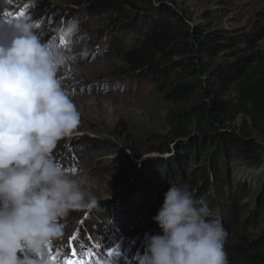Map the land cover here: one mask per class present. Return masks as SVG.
<instances>
[{
  "label": "trees",
  "instance_id": "trees-1",
  "mask_svg": "<svg viewBox=\"0 0 264 264\" xmlns=\"http://www.w3.org/2000/svg\"><path fill=\"white\" fill-rule=\"evenodd\" d=\"M244 2L225 0L198 18L166 0L27 5V11L34 7L28 14L40 24L42 39L74 57L60 66L111 61V76L147 90L168 107V134L129 146L124 158L131 181L118 221L127 229L134 214L128 237L138 245L145 234L160 232L152 217L174 182L187 185L222 220L230 264H264V15L245 27L221 25ZM72 19L78 32L67 40L60 32ZM79 142L102 156L114 147L87 135ZM77 216L78 222L84 219L83 212Z\"/></svg>",
  "mask_w": 264,
  "mask_h": 264
},
{
  "label": "clouds",
  "instance_id": "clouds-1",
  "mask_svg": "<svg viewBox=\"0 0 264 264\" xmlns=\"http://www.w3.org/2000/svg\"><path fill=\"white\" fill-rule=\"evenodd\" d=\"M39 29L30 18L14 20L11 40L0 43V264H51L61 221L98 204L84 177L52 156L80 114L57 78L74 57L44 41ZM77 32L72 19L60 35L72 40ZM152 220L160 232L145 234L136 264H230L222 220L187 185L171 183ZM22 250L31 256L22 259Z\"/></svg>",
  "mask_w": 264,
  "mask_h": 264
},
{
  "label": "rangeland",
  "instance_id": "rangeland-1",
  "mask_svg": "<svg viewBox=\"0 0 264 264\" xmlns=\"http://www.w3.org/2000/svg\"><path fill=\"white\" fill-rule=\"evenodd\" d=\"M49 1L56 4L69 2ZM166 1L189 10L198 18L204 11L221 6L219 4L225 0ZM244 1L243 5L232 8L223 17L222 26L245 27L258 13L264 15V0ZM27 5L32 8L33 0H0V43L7 44L14 35L12 22L17 20L14 18L21 14L25 15L23 18H30L28 12H32L34 7L27 11ZM260 47L264 49V39ZM110 64L111 61L107 60L93 63L81 60L62 65L57 71L62 88L80 114V123L70 138L56 144L52 156L68 173H79L84 177L85 188L95 195L98 204L91 209L73 210L61 221L64 224L63 235L49 249L51 264H63L71 256L69 238L77 230L79 235L73 246L84 264H136L135 257L145 250L144 244L138 245L136 239L128 237V232L135 228L134 214L131 212L127 229L118 221L131 181L125 173L124 158L129 156V146L144 144L152 135L163 137L168 134L169 127L165 121L168 107L147 90L134 88L130 81L111 76ZM84 135L109 140L114 147L103 152V156L90 152L88 146L79 142ZM121 135L122 138L118 139ZM116 160L118 163L113 167ZM107 166L109 171H105ZM73 167L77 169L75 173L70 171ZM108 206L111 207L110 213H102V209ZM130 210L125 207V211ZM82 212L84 219L78 222L77 215ZM97 213L101 214L98 216ZM252 232L258 234L260 230ZM108 249L113 250L112 256L104 254ZM18 255L22 259L31 256L27 250Z\"/></svg>",
  "mask_w": 264,
  "mask_h": 264
},
{
  "label": "snow or ice",
  "instance_id": "snow-or-ice-1",
  "mask_svg": "<svg viewBox=\"0 0 264 264\" xmlns=\"http://www.w3.org/2000/svg\"><path fill=\"white\" fill-rule=\"evenodd\" d=\"M70 171L72 173H75L77 171V169L75 167L71 168ZM79 235V230H77L76 233H74L70 238H69V245L72 246V252H71V256L66 258L63 262V264H84V261L81 260L78 257V253L76 251V248L73 246L74 242L76 241L77 237ZM105 255L107 256H112L113 255V250L112 249H108L106 250V252H104ZM90 264V262H89Z\"/></svg>",
  "mask_w": 264,
  "mask_h": 264
}]
</instances>
